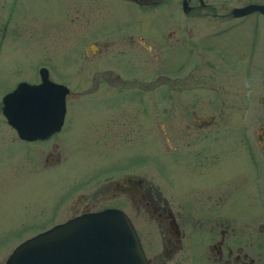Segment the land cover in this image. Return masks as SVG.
<instances>
[{"label":"flooded vegetation","instance_id":"flooded-vegetation-1","mask_svg":"<svg viewBox=\"0 0 264 264\" xmlns=\"http://www.w3.org/2000/svg\"><path fill=\"white\" fill-rule=\"evenodd\" d=\"M129 1L148 9L164 5L162 15L158 13L159 19L169 24L158 33L160 42L167 46L161 53L162 71L147 77L123 75L117 68H98L91 77L92 86L74 91L67 83L53 79L44 65L49 78L65 83L69 90L61 123L58 125L59 116L47 114L39 121L37 115L35 126L42 127L43 132L28 137L22 127L34 123L35 116L26 111L30 109L24 107L27 102L17 100L19 124L13 126L4 115L3 98L21 81L40 82L43 65L34 70L38 78L21 77L23 2L0 0V194L7 180H12L18 205L16 224L28 233L19 243L81 213L115 207L131 220L149 264H264V27L255 26L247 38L242 25L247 14L236 16L232 8L217 11L205 0H187L186 10L183 0ZM182 14L240 24L229 32V27H223V36L229 42L223 43L221 54V65L227 66L226 61L232 60L233 65H238L239 75L234 79L228 76L230 80L226 86L223 84V91L215 92L210 84L211 92H207L211 105L214 97L227 99L223 108L225 122L215 123L214 113L198 115L194 109L189 112L194 122H160L162 142L177 163L173 177L167 176L169 171L164 172L161 184L129 166L114 164L117 156L108 157L110 162L93 169L102 146L132 144L134 118L128 111L134 99L144 100L146 91L161 88L162 110L166 114L168 110H182V105H171L181 99L184 87H198L199 76L194 70L181 73L183 63L188 62L180 58L184 43L196 45L191 41L195 33L182 30ZM126 41L132 47L142 44L148 54L157 56L151 53L154 44L143 34L129 33ZM94 42L85 46L86 54L100 49L95 42L97 50L89 48L87 52L86 47ZM213 42L215 46L217 42ZM124 54L123 50L115 52L114 67L119 66ZM103 84L114 90L88 96L101 86L105 88ZM231 94L239 99V123L230 122ZM80 101L92 105L82 107L89 111L88 117L84 116L86 123H78L79 116L74 113L79 108L74 104ZM182 142L193 147L189 148L193 155L183 154ZM229 146L235 155L232 161L228 158ZM31 182L39 183L41 190L30 191L26 186ZM77 186L82 190L74 193L72 189Z\"/></svg>","mask_w":264,"mask_h":264},{"label":"rangeland","instance_id":"rangeland-1","mask_svg":"<svg viewBox=\"0 0 264 264\" xmlns=\"http://www.w3.org/2000/svg\"><path fill=\"white\" fill-rule=\"evenodd\" d=\"M211 2L210 5L217 11H228L233 6L242 5L250 1L263 2L264 0H205ZM23 2V45L20 50L23 62L21 77L36 79L34 70L41 65L49 68L50 76L70 85L74 91H82L85 86L93 85L92 75L98 68H117L123 75L154 76L161 69V53L167 47L161 43L158 33L162 29L169 27L164 20L159 19L158 13L164 5L151 7L140 6L129 0H22ZM174 2V0H173ZM194 2L199 3L198 0ZM180 8V4L176 2ZM174 7V4L171 3ZM169 7V5H167ZM201 11L202 9H198ZM162 15V13H160ZM181 26L184 33L192 31L195 33L191 40L196 45L191 47V42L184 43L181 57L188 62H184L182 75L188 74L191 70L199 76V83L196 88H183L181 99L172 107H181L168 110L163 113V102L160 99L161 88L148 90L145 92L144 100L134 99L130 106L129 113H133V142L127 146L104 145L102 146L101 157L93 169H97L110 162L108 157H115L114 164L131 167L135 172H141L153 178L154 182H163L164 172L167 176L173 177V172L177 166L176 159L171 158V152H167L160 136V122H194L189 113L192 109L198 115L214 113V122L223 123V108L225 100L223 97H214V104L207 96L210 84L214 86V91H223V84L239 75L238 65L235 62L226 61L227 66H222L223 43H228L223 33V27H229L227 31L238 28L240 24L226 22L221 18H214L206 15L182 14ZM240 19V18H237ZM244 19V20H243ZM245 34L247 38L255 26L264 27V14L254 11L242 18ZM164 27V28H163ZM253 28V29H252ZM219 34L213 35L212 32ZM129 33L143 34L150 44H154L151 53L142 44L130 46L126 41ZM13 37V36H12ZM14 39V38H13ZM98 42L100 49L92 55L86 54L85 46L89 42ZM186 41V39H184ZM217 42L215 46H212ZM160 45V49H155ZM234 45V44H233ZM237 44H235L236 46ZM13 50V49H12ZM123 50L125 53L118 67H114L116 60L115 52ZM231 57V56H230ZM237 63V62H236ZM228 76L230 79H228ZM105 86V84H103ZM114 90L109 86H102L88 96H99L100 91ZM136 90V89H135ZM193 91H197L193 93ZM190 92L192 94H190ZM85 96V97H88ZM230 122L239 123L238 114L239 99L237 95L231 94ZM92 106L86 101L74 104L79 116L78 123H86L84 116L88 117L89 111L82 107ZM95 106L99 108V105ZM181 111V114L178 112ZM169 118V119H168ZM144 127H148L145 136ZM221 128V127H218ZM232 145V144H228ZM183 154L193 155V151L182 142ZM228 158L233 160V151L229 146ZM182 154V153H181ZM194 154L196 152L194 151ZM123 156L124 158H121ZM129 156V158H125ZM168 157V158H166ZM167 159V161H166ZM186 159L184 158V161ZM104 161V162H103ZM106 161V162H105ZM170 161V162H168ZM103 162V163H102ZM75 176L72 177V183ZM12 180H7L6 189L0 194V263H2L11 250L19 243L23 233L16 224V213L18 209L17 196ZM54 182V187H55ZM30 191L36 193L41 190L39 183L31 182L26 186ZM56 189V187H55ZM74 193L80 192L78 186L72 189ZM75 195V194H73ZM248 213V211H246ZM25 234V235H24ZM264 235V232H263Z\"/></svg>","mask_w":264,"mask_h":264},{"label":"water","instance_id":"water-1","mask_svg":"<svg viewBox=\"0 0 264 264\" xmlns=\"http://www.w3.org/2000/svg\"><path fill=\"white\" fill-rule=\"evenodd\" d=\"M186 6L187 0H183L184 10ZM231 10L236 16L253 11L264 13V2H248ZM97 47L94 42L86 49L96 51ZM40 76L37 83L21 81L3 98L4 115L13 126L19 124L17 100L22 98L27 102L24 107L30 109L26 111L35 116L34 123L22 127L24 136L28 137L43 132L42 127L35 126L37 115L39 121L47 114L59 116L58 125L61 123L69 90L66 84L50 79L45 66L40 67ZM3 264L149 263L131 220L123 210L114 207L81 213L26 238L13 248Z\"/></svg>","mask_w":264,"mask_h":264}]
</instances>
